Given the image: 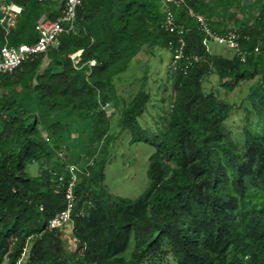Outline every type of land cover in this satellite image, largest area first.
I'll return each instance as SVG.
<instances>
[{"label":"trees","instance_id":"obj_1","mask_svg":"<svg viewBox=\"0 0 264 264\" xmlns=\"http://www.w3.org/2000/svg\"><path fill=\"white\" fill-rule=\"evenodd\" d=\"M6 1L23 7L11 46L36 42L37 21L59 12L58 0ZM242 1L86 0L58 46L0 75V264H264V0L252 23L236 18ZM167 9L187 31L162 27ZM197 16L220 35L236 32L238 51L212 53ZM158 51L170 55L164 89L170 85L172 99L153 136L149 186L135 199L113 196L104 184L111 122L144 137L138 120L151 104L155 69L147 63L131 82L123 74L139 56L162 62ZM212 74L226 93L246 85L239 104L204 88ZM17 87L49 122L8 94ZM111 105L117 116L107 114ZM64 111L91 130L80 146L90 161L77 172L71 252L63 230L49 228L70 180L61 147L68 125L54 118ZM33 163L36 176L27 173Z\"/></svg>","mask_w":264,"mask_h":264},{"label":"rangeland","instance_id":"obj_2","mask_svg":"<svg viewBox=\"0 0 264 264\" xmlns=\"http://www.w3.org/2000/svg\"><path fill=\"white\" fill-rule=\"evenodd\" d=\"M159 0H157L158 2ZM161 2V1H159ZM158 2V4H159ZM62 4L58 0L55 9L61 8ZM261 4L258 0H246L240 2L236 18L238 22L252 23L256 16ZM210 51L215 54H221L231 57L234 52L227 49L224 45H218L211 43ZM157 58L162 57V62L153 64V59H148L144 56H139L133 59L128 71L123 74L125 79L129 82L135 81L142 75L143 66L149 64V69L154 68L151 71L148 81L151 85V104L147 107V111L142 115L138 122L141 129L145 131L144 137L140 138V134H134L130 131H122L118 125V119L116 117L112 120L108 137L111 140L108 143L109 160L105 169V186L113 196L135 199L149 186V178L147 174L149 158L155 150L153 145L154 135L160 134L163 130L164 118L167 116L172 99V89L170 85L164 89V79L166 73L170 69V55L164 51H158ZM147 60V61H146ZM47 64L45 59L40 65L39 69H43ZM153 70V69H152ZM157 79L156 83H152V78ZM159 82V83H158ZM204 88L208 91L217 92L223 96L230 103L239 104V102L246 95V85L242 84L233 92L226 93L225 90L219 87L216 75H210L204 81ZM137 86H135L136 88ZM121 89V87H120ZM136 90V89H135ZM3 90L0 89V96ZM8 94H12L16 97H20L25 102V105L29 111L37 112L44 122H49L52 118L50 114H47L42 108H40L35 99L26 95V91L23 87H17L7 91ZM107 114L118 112V107H107ZM60 120L62 123L68 125L67 133L62 141V148L66 147L69 154V165L76 167L77 171L83 170L85 165L90 161V158L81 157L82 148L80 147L86 139L83 134L90 135V128H85L78 122L74 114H70L67 111L54 117ZM102 143H98V151L102 150ZM65 151H62V156L65 158ZM39 171L37 163L30 164L27 168V173L30 176H36ZM76 171V172H77ZM72 224L68 223L62 230L64 232L65 248L67 252L74 250V239L72 236ZM167 264H174L171 260Z\"/></svg>","mask_w":264,"mask_h":264},{"label":"built area","instance_id":"obj_3","mask_svg":"<svg viewBox=\"0 0 264 264\" xmlns=\"http://www.w3.org/2000/svg\"><path fill=\"white\" fill-rule=\"evenodd\" d=\"M44 1V0H38ZM62 4L60 12L55 19L42 16L37 22V31L39 36L37 41L32 44H21L19 46H11L8 43L7 36L11 30L15 28L19 15L22 12V6L6 0H0V28L5 35V43L0 48V75L14 73L17 68L27 59H31L37 55L46 53L51 47L58 46L59 36L74 29L78 8L86 0H59ZM164 3L176 6H182L184 0H162ZM197 24L205 35L204 44L210 48V44L224 45L230 50L238 51V34L236 32H228L220 35L213 31L202 16H197ZM162 27L167 31H178L184 33L188 27L184 24L175 22L174 15L167 10L162 21ZM181 44L174 58L175 60L182 57ZM76 55H72L75 58ZM94 64V62H92ZM70 180L65 188L66 207L57 213L49 222L51 229L62 228L71 219V214L76 201V183L77 169L70 166Z\"/></svg>","mask_w":264,"mask_h":264},{"label":"clouds","instance_id":"obj_4","mask_svg":"<svg viewBox=\"0 0 264 264\" xmlns=\"http://www.w3.org/2000/svg\"><path fill=\"white\" fill-rule=\"evenodd\" d=\"M161 1H162V0H161ZM162 2H163V1H162ZM13 3H15V2H13ZM163 3H164V2H163ZM16 4H18V3H16ZM164 4H165L166 6L170 5V4H167V3H164ZM19 5H20V4H19ZM60 9H61V8H60ZM167 10H168V9H167ZM167 10H165V13H166ZM22 11H23V7H22ZM21 13H22V12H21ZM20 15H21V14H20ZM20 15H19V16H20ZM43 16H45V15H43ZM18 18H19V17H18ZM48 18H49V17H48ZM17 21H18V20H17ZM37 22H38V21H37ZM16 25H17V24H16ZM15 27H16V26H15ZM4 36H5V35H4ZM7 37H8V36H7ZM16 47H17V46H16ZM227 49H228V48H227ZM209 50H210V48H209ZM75 55L78 56L79 53H76ZM76 56H75V57H76ZM70 166H71V165H69L68 167H70ZM68 169H69V168H68ZM77 172H79V171H77ZM77 172H76V173H77ZM69 173H70V171H69ZM77 176H78V173H77ZM70 177H71V174H70ZM77 181H78V178H77ZM76 184H77V183H76ZM75 190H76V189H75ZM75 193H76V192H75ZM65 200H66V199H65ZM75 203H76V201H75ZM65 207H66V206H65ZM64 209H65V208H64ZM64 209H63V210H64ZM60 212H61V211H60ZM72 212H73V211H72ZM71 215H72V214H71ZM49 222H50V221H49ZM68 223H71V219H70V221H69ZM68 223H67V224H68ZM67 224H66V225H67ZM66 225H65V226H66ZM65 226H63L62 228H57V229H63ZM49 228H50V227H49ZM50 229H51V228H50ZM25 257H26V255L23 254V258H25ZM21 263H22V259L18 260L17 264H21Z\"/></svg>","mask_w":264,"mask_h":264},{"label":"water","instance_id":"obj_5","mask_svg":"<svg viewBox=\"0 0 264 264\" xmlns=\"http://www.w3.org/2000/svg\"><path fill=\"white\" fill-rule=\"evenodd\" d=\"M88 15H89V13H84V14H83L84 17H85V16H88Z\"/></svg>","mask_w":264,"mask_h":264},{"label":"crops","instance_id":"obj_6","mask_svg":"<svg viewBox=\"0 0 264 264\" xmlns=\"http://www.w3.org/2000/svg\"><path fill=\"white\" fill-rule=\"evenodd\" d=\"M59 12H60V8H59ZM59 12H58V14H59Z\"/></svg>","mask_w":264,"mask_h":264}]
</instances>
